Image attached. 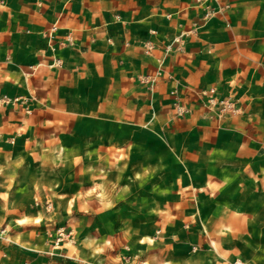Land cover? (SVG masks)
<instances>
[{
    "label": "crops",
    "instance_id": "obj_1",
    "mask_svg": "<svg viewBox=\"0 0 264 264\" xmlns=\"http://www.w3.org/2000/svg\"><path fill=\"white\" fill-rule=\"evenodd\" d=\"M24 81L27 149L65 150L92 184L125 150L124 196L153 173L167 264H264V0H0V84Z\"/></svg>",
    "mask_w": 264,
    "mask_h": 264
},
{
    "label": "rangeland",
    "instance_id": "obj_2",
    "mask_svg": "<svg viewBox=\"0 0 264 264\" xmlns=\"http://www.w3.org/2000/svg\"><path fill=\"white\" fill-rule=\"evenodd\" d=\"M28 85L17 83L12 90L0 84V264L169 262L170 254L157 250L161 231L153 173L134 188L137 192L124 196L125 150L114 155L121 167L99 170L92 184L91 172L79 170L77 158L65 150L27 149L33 133L28 121L37 102ZM144 157L149 168L156 156ZM178 238L179 248L189 245ZM198 249L194 243L190 247Z\"/></svg>",
    "mask_w": 264,
    "mask_h": 264
},
{
    "label": "built area",
    "instance_id": "obj_3",
    "mask_svg": "<svg viewBox=\"0 0 264 264\" xmlns=\"http://www.w3.org/2000/svg\"><path fill=\"white\" fill-rule=\"evenodd\" d=\"M205 0H196L197 3L201 4ZM212 1H219V0H212ZM213 14V10H210L207 14V17H210V15ZM177 42H181L180 39H177ZM148 50H152L151 44H148ZM160 70L158 73L155 75H148L145 77H141V80L144 83L154 85V83L157 80V77L159 75ZM200 95L203 97H206L205 105H207L209 108H215L218 107L219 113L221 115H226L230 113H235L237 111V107L235 102L232 100V98H224V99H219L217 97V90L216 88H210V89H205L200 92ZM8 100V98L5 96L3 99H1V102H5ZM177 111L180 113H185L187 110L183 107L177 106Z\"/></svg>",
    "mask_w": 264,
    "mask_h": 264
}]
</instances>
